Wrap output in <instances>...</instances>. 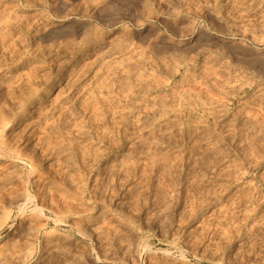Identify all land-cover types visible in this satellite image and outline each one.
<instances>
[{"label": "rangeland", "instance_id": "1", "mask_svg": "<svg viewBox=\"0 0 264 264\" xmlns=\"http://www.w3.org/2000/svg\"><path fill=\"white\" fill-rule=\"evenodd\" d=\"M0 146V264H264V0H0Z\"/></svg>", "mask_w": 264, "mask_h": 264}, {"label": "bare ground", "instance_id": "2", "mask_svg": "<svg viewBox=\"0 0 264 264\" xmlns=\"http://www.w3.org/2000/svg\"><path fill=\"white\" fill-rule=\"evenodd\" d=\"M156 46V45H155ZM96 48V47H95ZM248 55V54H247ZM111 58V57H110ZM104 59V58H103ZM116 59V58H115ZM118 59V58H117ZM247 59V58H246ZM123 63V62H122ZM181 63V62H180ZM257 66V65H256ZM96 67V66H95ZM69 68V67H68ZM153 68V67H152ZM122 69V68H121ZM120 70V69H119ZM78 71V70H77ZM122 77V76H121ZM144 80V79H143ZM142 81V80H141ZM142 85V84H141ZM139 86V85H138ZM173 86V85H172ZM119 88V87H118ZM117 93V92H116ZM179 94V93H178ZM260 95V94H259ZM173 96V95H172ZM186 96V95H185ZM174 98V97H173ZM186 98V97H185ZM123 99V98H122ZM134 99V98H133ZM175 100V99H174ZM123 101V100H122ZM127 101V100H126ZM199 101V100H198ZM169 102H171V101H169ZM179 102H181V101H179ZM192 102V101H191ZM133 104V103H132ZM180 104H182V102L180 103ZM209 104V103H208ZM138 105V104H137ZM159 106V105H158ZM167 106V105H166ZM218 106V105H217ZM260 106V105H259ZM137 107V106H136ZM139 108V107H138ZM118 109V108H117ZM156 109V108H155ZM135 110H137V109H135ZM144 110V109H143ZM153 109H151V111H152ZM59 111V110H58ZM119 111V110H118ZM131 113V112H130ZM180 113V112H179ZM66 114V113H65ZM252 114H254V113H252ZM135 115V114H134ZM178 115V114H177ZM119 116H121V115H119ZM131 116V115H130ZM129 116V117H130ZM170 116V115H169ZM176 116V115H175ZM218 116V115H217ZM252 116V115H251ZM128 117V116H127ZM133 118V117H132ZM179 120V119H178ZM141 121V120H140ZM131 122V121H130ZM255 122V121H254ZM170 123H171V121H170ZM174 123V122H173ZM127 124H128V122H127ZM175 124V123H174ZM130 126V125H129ZM162 126V125H161ZM170 126V125H169ZM229 126V125H228ZM242 126H243V124H242ZM163 127V126H162ZM235 127V126H234ZM246 127V126H245ZM196 128V127H195ZM227 128H229V127H227ZM239 129V128H238ZM237 129V130H238ZM157 130V129H156ZM227 131V130H226ZM240 131V130H239ZM139 132V131H138ZM156 132V131H155ZM146 133V132H145ZM175 133V132H174ZM190 133V132H189ZM143 134V133H142ZM230 134H231V132H230ZM248 134V133H247ZM141 135V134H140ZM151 135V134H150ZM157 135V134H156ZM148 137V136H147ZM151 137V136H150ZM159 138V137H158ZM157 138V139H158ZM167 138V137H166ZM165 138V139H166ZM186 138V137H185ZM242 138V137H241ZM152 139V138H151ZM156 139V138H155ZM236 139V138H235ZM154 140V139H153ZM176 140H177V138H176ZM230 140V139H229ZM133 141V140H132ZM192 141V140H191ZM179 142V141H178ZM132 144V143H131ZM205 144V143H204ZM211 145V144H210ZM138 146V145H137ZM142 146V145H141ZM140 146V147H141ZM1 147V146H0ZM146 147V146H145ZM4 148V147H3ZM150 148H152V147H150ZM175 148V147H174ZM212 148V147H211ZM162 149V148H161ZM165 149H166V147H165ZM208 149V148H207ZM217 149V148H216ZM2 150V149H1ZM143 150V149H142ZM147 150H149V149H147ZM164 150V149H163ZM3 151V150H2ZM170 151V150H169ZM209 151V150H208ZM207 151V152H208ZM174 152V151H173ZM198 153V152H197ZM213 154V153H212ZM208 155H210V153L208 154ZM168 156V155H167ZM177 158V157H176ZM111 160V159H110ZM169 161V160H168ZM176 161V160H175ZM124 162V161H123ZM109 165L111 164V163H108ZM121 165V164H120ZM118 167V166H117ZM120 167V166H119ZM161 167V166H160ZM227 167V166H226ZM104 168H106V167H104ZM224 168V167H223ZM206 170V169H205ZM107 171V170H106ZM100 172V171H99ZM198 177V176H197ZM95 179V178H94ZM110 180V179H109ZM221 181V180H220ZM241 185V184H240ZM111 188V187H110ZM99 189V188H98ZM135 191V190H134ZM27 196V195H26ZM136 197V196H135ZM130 199V198H129ZM28 201H30V200H28ZM127 202V201H126ZM155 213V212H154ZM163 215V214H162ZM106 220V219H105ZM259 223V222H258ZM68 229V228H67ZM48 230V229H47ZM68 231V230H67ZM82 235V234H81ZM83 236V235H82ZM45 237V236H44ZM130 238V237H129ZM56 239H58V238H56ZM248 240V239H247ZM52 241V240H51ZM93 243V242H92ZM79 245V244H78ZM90 245V244H89ZM139 246V245H138ZM83 247V246H82ZM244 247V246H243ZM47 248V247H46ZM75 248V247H74ZM95 249V248H94ZM96 250V249H95ZM179 251V250H178ZM169 252V251H168ZM56 253V252H55ZM63 255V254H62ZM48 256V255H47ZM138 256V255H137ZM63 258V257H62ZM67 258V257H66ZM65 258V259H66ZM136 258V257H135ZM182 258V257H181ZM69 259V258H68ZM185 259V258H184ZM94 260V259H93ZM74 261V260H73ZM95 262L96 263H98V260H95ZM63 263V262H62ZM68 263V262H67ZM73 263V262H72ZM64 264V263H63ZM74 264V263H73ZM175 264V263H174Z\"/></svg>", "mask_w": 264, "mask_h": 264}]
</instances>
